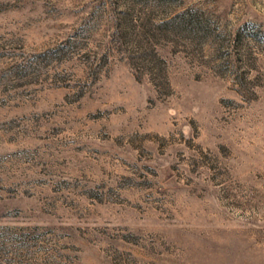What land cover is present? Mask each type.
Masks as SVG:
<instances>
[{
	"label": "rangeland",
	"instance_id": "obj_1",
	"mask_svg": "<svg viewBox=\"0 0 264 264\" xmlns=\"http://www.w3.org/2000/svg\"><path fill=\"white\" fill-rule=\"evenodd\" d=\"M0 264H264V0H0Z\"/></svg>",
	"mask_w": 264,
	"mask_h": 264
}]
</instances>
